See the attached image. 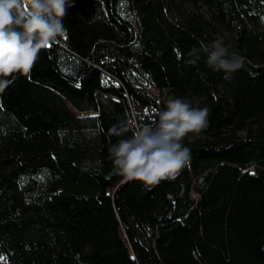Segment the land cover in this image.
<instances>
[{"label": "trees", "instance_id": "obj_1", "mask_svg": "<svg viewBox=\"0 0 264 264\" xmlns=\"http://www.w3.org/2000/svg\"><path fill=\"white\" fill-rule=\"evenodd\" d=\"M69 2L67 39L0 93V258L264 264V0ZM215 40L244 57L230 81L203 51L187 63ZM170 98L210 110L189 165L150 192L121 184L108 149Z\"/></svg>", "mask_w": 264, "mask_h": 264}, {"label": "clouds", "instance_id": "obj_2", "mask_svg": "<svg viewBox=\"0 0 264 264\" xmlns=\"http://www.w3.org/2000/svg\"><path fill=\"white\" fill-rule=\"evenodd\" d=\"M71 6L69 0H0V93L17 76L30 77L41 50L65 36L63 21ZM200 51L206 54V67L222 72L225 81L243 67L244 57L230 51L221 40L193 48L187 63L196 64ZM209 111L194 107L187 99H168L166 109L157 113L158 119L110 146L112 174L124 182L138 181L149 192L161 181L175 180L191 160V150L183 141L186 137L193 141L207 128ZM109 131L124 137L128 124H114ZM84 163L90 166L88 161Z\"/></svg>", "mask_w": 264, "mask_h": 264}, {"label": "rangeland", "instance_id": "obj_3", "mask_svg": "<svg viewBox=\"0 0 264 264\" xmlns=\"http://www.w3.org/2000/svg\"><path fill=\"white\" fill-rule=\"evenodd\" d=\"M152 93H157L156 91H152ZM0 264H7L4 259L0 258Z\"/></svg>", "mask_w": 264, "mask_h": 264}, {"label": "snow or ice", "instance_id": "obj_4", "mask_svg": "<svg viewBox=\"0 0 264 264\" xmlns=\"http://www.w3.org/2000/svg\"><path fill=\"white\" fill-rule=\"evenodd\" d=\"M64 38L67 39V35L66 34H65ZM49 47H51V45ZM77 86H79V85H77Z\"/></svg>", "mask_w": 264, "mask_h": 264}, {"label": "water", "instance_id": "obj_5", "mask_svg": "<svg viewBox=\"0 0 264 264\" xmlns=\"http://www.w3.org/2000/svg\"><path fill=\"white\" fill-rule=\"evenodd\" d=\"M125 183L124 181L121 182V184Z\"/></svg>", "mask_w": 264, "mask_h": 264}]
</instances>
